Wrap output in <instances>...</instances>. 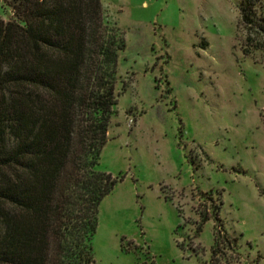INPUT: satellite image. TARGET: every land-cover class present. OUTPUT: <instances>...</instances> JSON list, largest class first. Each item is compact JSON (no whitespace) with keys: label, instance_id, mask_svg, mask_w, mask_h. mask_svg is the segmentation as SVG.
<instances>
[{"label":"rangeland","instance_id":"374dc122","mask_svg":"<svg viewBox=\"0 0 264 264\" xmlns=\"http://www.w3.org/2000/svg\"><path fill=\"white\" fill-rule=\"evenodd\" d=\"M101 2L126 48L94 264H264V51L245 52L241 0Z\"/></svg>","mask_w":264,"mask_h":264},{"label":"trees","instance_id":"16d2710c","mask_svg":"<svg viewBox=\"0 0 264 264\" xmlns=\"http://www.w3.org/2000/svg\"><path fill=\"white\" fill-rule=\"evenodd\" d=\"M4 1L0 264H94L98 209L118 183L97 167L125 37L101 0ZM240 14L245 52L264 51V0H241Z\"/></svg>","mask_w":264,"mask_h":264}]
</instances>
